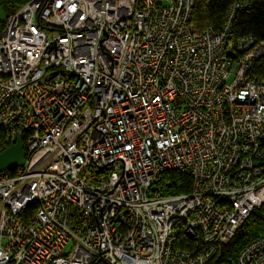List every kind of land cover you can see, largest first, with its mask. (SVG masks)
Here are the masks:
<instances>
[{
  "label": "built area",
  "instance_id": "2783aa9c",
  "mask_svg": "<svg viewBox=\"0 0 264 264\" xmlns=\"http://www.w3.org/2000/svg\"><path fill=\"white\" fill-rule=\"evenodd\" d=\"M196 31L194 0H28L0 32V264H264V234L220 259L264 201V40ZM1 150V149H0ZM167 171L189 178L165 193ZM182 234L192 251L174 243Z\"/></svg>",
  "mask_w": 264,
  "mask_h": 264
},
{
  "label": "trees",
  "instance_id": "16d2710c",
  "mask_svg": "<svg viewBox=\"0 0 264 264\" xmlns=\"http://www.w3.org/2000/svg\"><path fill=\"white\" fill-rule=\"evenodd\" d=\"M28 0H0V32L5 18L15 12ZM231 0H194L190 12V22L196 31L208 26L218 27L224 18L225 12ZM232 37L251 35L256 40H264V0H251L248 8L236 12L231 22ZM256 74L264 78V56L256 60ZM0 141V149L2 150ZM169 178L170 182L164 186L165 193L186 192L189 188V178L175 171H167L162 179ZM264 234V201L258 208L250 211L244 222L235 231L232 238L220 247V259L232 258L237 255L240 249L256 237ZM185 250L192 251L194 241L177 235L174 243Z\"/></svg>",
  "mask_w": 264,
  "mask_h": 264
},
{
  "label": "water",
  "instance_id": "95a60500",
  "mask_svg": "<svg viewBox=\"0 0 264 264\" xmlns=\"http://www.w3.org/2000/svg\"><path fill=\"white\" fill-rule=\"evenodd\" d=\"M23 162V150L20 136L14 143L0 150V171L21 166Z\"/></svg>",
  "mask_w": 264,
  "mask_h": 264
},
{
  "label": "rangeland",
  "instance_id": "374dc122",
  "mask_svg": "<svg viewBox=\"0 0 264 264\" xmlns=\"http://www.w3.org/2000/svg\"><path fill=\"white\" fill-rule=\"evenodd\" d=\"M2 16V14H1V11H0V17Z\"/></svg>",
  "mask_w": 264,
  "mask_h": 264
}]
</instances>
